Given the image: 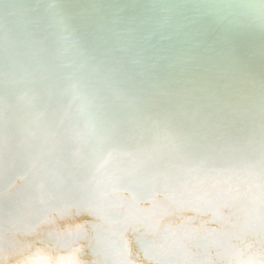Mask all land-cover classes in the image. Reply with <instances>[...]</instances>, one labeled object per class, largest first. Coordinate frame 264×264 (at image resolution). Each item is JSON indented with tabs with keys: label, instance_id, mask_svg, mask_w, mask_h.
Masks as SVG:
<instances>
[{
	"label": "bare ground",
	"instance_id": "bare-ground-1",
	"mask_svg": "<svg viewBox=\"0 0 264 264\" xmlns=\"http://www.w3.org/2000/svg\"><path fill=\"white\" fill-rule=\"evenodd\" d=\"M264 0H0V264H264Z\"/></svg>",
	"mask_w": 264,
	"mask_h": 264
},
{
	"label": "clouds",
	"instance_id": "clouds-1",
	"mask_svg": "<svg viewBox=\"0 0 264 264\" xmlns=\"http://www.w3.org/2000/svg\"><path fill=\"white\" fill-rule=\"evenodd\" d=\"M239 7L244 9L254 10V13L258 18H264V2L261 3L245 2L239 5Z\"/></svg>",
	"mask_w": 264,
	"mask_h": 264
}]
</instances>
